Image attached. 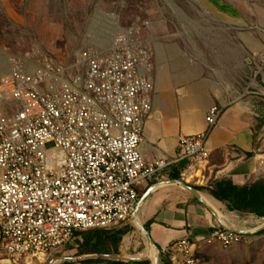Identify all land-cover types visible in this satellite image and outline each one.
Returning a JSON list of instances; mask_svg holds the SVG:
<instances>
[{"label":"built area","instance_id":"built-area-1","mask_svg":"<svg viewBox=\"0 0 264 264\" xmlns=\"http://www.w3.org/2000/svg\"><path fill=\"white\" fill-rule=\"evenodd\" d=\"M152 50L137 27L118 34L106 52H82L76 64L13 62L0 81V258L35 264L78 242L81 233L129 223L139 188L168 166L147 163L144 128L156 92ZM223 111L212 107L207 129L184 137L175 162L182 180H203L208 140ZM241 234L216 227L207 244L224 249ZM198 246L171 250L196 264Z\"/></svg>","mask_w":264,"mask_h":264},{"label":"crops","instance_id":"crops-1","mask_svg":"<svg viewBox=\"0 0 264 264\" xmlns=\"http://www.w3.org/2000/svg\"><path fill=\"white\" fill-rule=\"evenodd\" d=\"M215 10L229 19L235 17L228 7ZM228 30H223L232 34L227 52H213L211 56L215 66L212 74L203 69H188L186 58L173 46L158 49L153 114L145 124L142 154L147 163L164 160L168 166L138 190L140 199L132 219L138 213L141 215V227L137 226L142 229V238L135 233L127 235L120 254L112 258L186 264L184 254L170 248L187 240L198 246L196 264H222L221 257L233 255L243 244L229 249L218 243L207 244L216 227L241 234L245 244L264 236V217L230 211L227 204L210 193L217 183L245 186L264 181V88L253 92L250 72L248 76H238L236 66L240 61L246 67L247 56L254 50L264 51V34H247L237 44L235 28ZM237 48L244 57H236ZM260 78L264 83V73ZM214 106L223 114L209 136L210 158L203 180L185 182L181 176L186 162L174 161L179 143L182 138L207 129L206 116ZM180 182L189 184L199 196ZM203 195L213 203L210 205Z\"/></svg>","mask_w":264,"mask_h":264},{"label":"rangeland","instance_id":"rangeland-1","mask_svg":"<svg viewBox=\"0 0 264 264\" xmlns=\"http://www.w3.org/2000/svg\"><path fill=\"white\" fill-rule=\"evenodd\" d=\"M224 7L235 17L229 19L218 10ZM134 27L152 50L155 69L158 49L173 46L186 58L188 69L212 74L213 52L226 53L231 41V31L228 35L223 30L234 27L237 44L247 34H264V0H0V81L15 60L27 68L42 67L46 60L73 66L82 52H106L118 34ZM236 57H244L238 48ZM247 57L246 67L237 63V75L250 72L254 92L264 88L260 80L264 51L254 50ZM121 227L131 228L128 235L142 238L135 219ZM240 244L241 249L219 261L264 264V236ZM77 248L78 242H74L35 264L80 262L92 257L79 256Z\"/></svg>","mask_w":264,"mask_h":264},{"label":"trees","instance_id":"trees-1","mask_svg":"<svg viewBox=\"0 0 264 264\" xmlns=\"http://www.w3.org/2000/svg\"><path fill=\"white\" fill-rule=\"evenodd\" d=\"M202 190V189H198ZM211 195L228 205L230 211L264 217V181L245 186H235L229 182L217 183L210 189ZM129 227H114L92 230L79 234V256H92L80 262L63 264H151L150 261L124 262L112 258L120 254L123 239L130 233Z\"/></svg>","mask_w":264,"mask_h":264},{"label":"bare ground","instance_id":"bare-ground-1","mask_svg":"<svg viewBox=\"0 0 264 264\" xmlns=\"http://www.w3.org/2000/svg\"><path fill=\"white\" fill-rule=\"evenodd\" d=\"M5 77V76H4ZM188 182H190V181H188ZM203 198L211 205V199H210V197H207V196H205V195H203ZM213 203V202H212ZM135 221H136V224L139 226V227H141V215L138 213V215L136 216V218H135ZM44 259L43 258H41V261H43Z\"/></svg>","mask_w":264,"mask_h":264},{"label":"water","instance_id":"water-1","mask_svg":"<svg viewBox=\"0 0 264 264\" xmlns=\"http://www.w3.org/2000/svg\"><path fill=\"white\" fill-rule=\"evenodd\" d=\"M179 184H181L183 187H185L188 191H190V192L193 193L194 195L199 196L198 193L196 192V190L193 189L192 187H190L189 184H184L183 182H180ZM145 234H146V236H147V238H148V240H149V243H151L148 234H147L146 232H145ZM87 258H89V257H87Z\"/></svg>","mask_w":264,"mask_h":264}]
</instances>
